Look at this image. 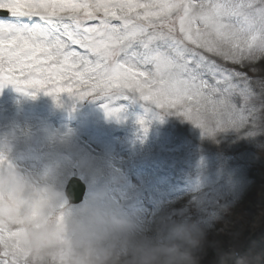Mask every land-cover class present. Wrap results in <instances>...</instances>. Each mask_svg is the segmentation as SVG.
Returning a JSON list of instances; mask_svg holds the SVG:
<instances>
[{
	"label": "snow or ice",
	"instance_id": "6c2138e0",
	"mask_svg": "<svg viewBox=\"0 0 264 264\" xmlns=\"http://www.w3.org/2000/svg\"><path fill=\"white\" fill-rule=\"evenodd\" d=\"M0 11L7 13L0 18V85L11 83L26 93L43 90L57 98L68 93L103 99L107 115L116 119L125 108L123 103L114 107V101L139 98L165 114L182 115L213 138L229 130L239 135L241 129H247V138L264 134L257 132L256 106H249L256 88L264 90V78L256 84L247 73L197 51L255 71L250 54L264 43V0H0ZM236 97L243 106H237ZM82 164L111 202L124 206L129 197L121 188L122 177L90 159ZM0 169L8 171L17 190L27 189L38 201L46 198L47 177L21 173L4 152ZM65 191L69 198L85 195L74 175ZM215 202V197L194 195L191 203L210 223L216 212L206 205ZM70 206L66 201L60 208ZM185 211L177 209L181 215ZM63 217V211L57 213L58 221ZM227 251L235 253L234 264L244 253L264 252V247ZM28 258L22 230L0 221V264H27Z\"/></svg>",
	"mask_w": 264,
	"mask_h": 264
},
{
	"label": "rangeland",
	"instance_id": "374dc122",
	"mask_svg": "<svg viewBox=\"0 0 264 264\" xmlns=\"http://www.w3.org/2000/svg\"><path fill=\"white\" fill-rule=\"evenodd\" d=\"M197 51L225 68L247 73L256 84L264 78V59L250 71L204 49ZM256 93L249 106L257 108V132L261 133L264 90L257 87ZM79 102L86 104L78 108ZM105 102L68 93L57 98L43 90L26 93L11 83L0 85V152L21 173L47 177L64 189L70 175L82 178L88 187L85 199L103 185L84 170L83 160L115 170L129 197L124 207L139 211L148 226L161 215L177 214L181 207L187 208L183 218L206 223L205 213L192 206V197H215L214 204L206 205L216 217L208 223L207 254L202 261L214 263L217 247H264V134L247 138L243 137L247 129H241L239 135L229 130L215 138L205 136L182 115L165 114L139 98L114 101V107L123 103L125 108L116 119L107 115ZM235 103L243 106L240 97Z\"/></svg>",
	"mask_w": 264,
	"mask_h": 264
},
{
	"label": "clouds",
	"instance_id": "9594fccd",
	"mask_svg": "<svg viewBox=\"0 0 264 264\" xmlns=\"http://www.w3.org/2000/svg\"><path fill=\"white\" fill-rule=\"evenodd\" d=\"M250 59H264V43ZM47 189L38 201L27 189L17 190L8 171L0 169V221L22 230L27 264H202L207 254L208 223L177 213L161 215L148 226L139 211L113 204L103 187L61 209L70 202L65 189L54 181ZM60 211L64 217L58 221ZM234 254L217 247L215 264H233ZM234 264H264V252L244 253Z\"/></svg>",
	"mask_w": 264,
	"mask_h": 264
},
{
	"label": "water",
	"instance_id": "95a60500",
	"mask_svg": "<svg viewBox=\"0 0 264 264\" xmlns=\"http://www.w3.org/2000/svg\"><path fill=\"white\" fill-rule=\"evenodd\" d=\"M1 13H5V12H3V11H0V14ZM79 183H82L80 180H78V184ZM78 186V185H77ZM84 188H85V186H84ZM77 191H79V188H77ZM83 196L84 195H82V196H80L79 197V199H77L75 196H72L71 198H70V201L72 202V203H78L79 201H81L82 199H83Z\"/></svg>",
	"mask_w": 264,
	"mask_h": 264
},
{
	"label": "bare ground",
	"instance_id": "6f19581e",
	"mask_svg": "<svg viewBox=\"0 0 264 264\" xmlns=\"http://www.w3.org/2000/svg\"><path fill=\"white\" fill-rule=\"evenodd\" d=\"M154 218H155V217H153V218L151 217V218H150V221H153ZM212 258H213L214 261L216 260L215 257H212ZM206 263H209V262H208L207 260L202 261V264H206ZM209 264H215V262H214V263H213V262H210Z\"/></svg>",
	"mask_w": 264,
	"mask_h": 264
}]
</instances>
